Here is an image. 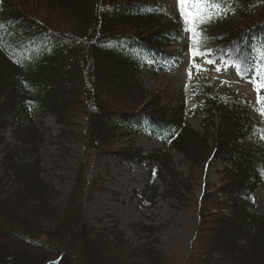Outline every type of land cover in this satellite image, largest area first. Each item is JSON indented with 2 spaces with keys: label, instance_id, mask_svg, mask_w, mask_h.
Segmentation results:
<instances>
[{
  "label": "trees",
  "instance_id": "1",
  "mask_svg": "<svg viewBox=\"0 0 264 264\" xmlns=\"http://www.w3.org/2000/svg\"><path fill=\"white\" fill-rule=\"evenodd\" d=\"M240 7L234 0H227L223 8L242 13ZM259 8H264L263 0ZM61 15L67 18L64 21L73 19L79 29L68 30L69 24L63 22ZM0 26V131L14 119L18 125L15 138L19 142L16 159L9 160L12 175L4 178L13 181V186L5 191L0 183V239L40 253L31 255L33 257L12 253L14 251L2 242L0 264L167 263L166 258L149 244L144 255L140 251L132 257L125 249L123 253H114L118 250L116 245L113 249L111 242L106 240L99 244L89 241L90 236L96 234L82 233L76 221L81 207L79 202L85 197L84 190L91 186L89 164L98 155L103 139L109 134L111 142L123 128L136 133L134 120L139 121L141 130L171 139L172 147L188 157L193 156L194 160L199 158L200 163L203 161L206 165L216 158L227 163L228 187L238 186V193H232L229 187L228 195L246 214L241 217L242 226L234 230L238 237L247 240L241 246L243 251L239 249L233 261L264 264V215L253 198L254 191L264 187V140L260 138L264 126L253 125L244 114L242 101L228 100L218 87L207 84L203 95L189 97L186 106L182 97L177 104H164L163 92L159 91L148 95L150 111L113 112L110 109L113 106L109 110L102 107L107 89L114 83H120L127 91L142 92V64L146 59L160 62L167 51H173L171 40L179 38L182 30L176 26L172 14L150 0H0ZM229 26L223 21L216 29L215 39L226 48L242 47L250 33L237 27L233 31ZM249 29H254L251 30L254 36L264 44V24L258 29L253 26ZM109 70L114 72V78ZM201 98L205 100L207 120L217 115L221 122L217 127L219 138L215 147H208L205 138L183 118L185 108ZM46 113L53 114L65 125L76 113H84L86 148L65 203L66 209L60 220H54L55 229L43 234L32 229L27 214L36 204L44 212L53 206L54 187L46 182L40 171V133L34 123L36 117ZM23 120L28 122L26 126L21 123ZM111 153L118 156L117 152ZM126 155V159L159 162L164 171L168 170L161 176L163 181L174 192L182 189L185 182L177 177L174 169L170 170L172 160L166 152L160 150L146 155L136 150ZM239 193L243 195L241 204L237 199ZM158 196V187L151 183L144 191L143 203L151 207ZM233 213L234 217L226 220V230L240 219L237 208H233ZM22 217L25 222L20 221ZM201 225L202 220L195 237L199 245L207 235ZM229 230L226 231L228 235ZM78 231L82 234L78 235Z\"/></svg>",
  "mask_w": 264,
  "mask_h": 264
},
{
  "label": "rangeland",
  "instance_id": "2",
  "mask_svg": "<svg viewBox=\"0 0 264 264\" xmlns=\"http://www.w3.org/2000/svg\"><path fill=\"white\" fill-rule=\"evenodd\" d=\"M153 1L168 7L182 18L177 0ZM243 2L248 6V11L242 16L234 14L228 22L229 27L234 28L233 31L235 27L244 31L251 26L264 24V8L257 11L256 6L262 0ZM65 18L61 15L62 20ZM63 22L69 24L70 31L79 29V25L73 19L68 18V21ZM234 70L233 66H227L219 60L215 63H208L206 60L194 61L188 53L183 61L170 65L166 70L160 69L158 74L144 68L140 73L142 92L127 91L120 83H114L107 89L105 99L102 98V107L109 110V107L113 106L110 108L113 112L150 111L151 108L147 105L148 95L153 92L158 94L159 91L163 92L164 104L174 105L179 103V98L189 83L194 84L197 90L202 77L218 84L226 81L228 85L224 86L229 89L237 88L251 104H256L258 93L252 82L257 79L255 73L252 71L248 76L237 77L232 76L235 75ZM109 71L110 76L114 78V72ZM260 95L264 96V90ZM204 115L205 112L201 109L199 112L184 114V118L205 138L208 147H215L219 138L217 127L221 124L220 119L215 116L206 123ZM1 117L0 115V121ZM85 118L84 113H76L65 125L54 115L45 114L43 124L38 123L40 171L46 182L54 187L53 206H49V211L44 212L36 204L32 206L31 213L27 214L29 216L27 219H30L28 222L29 225L32 224V229L43 234L50 233L57 226L54 220H60L77 179L86 148ZM14 131V125L0 131V183H3L5 191L11 190L13 186V181L4 178L12 175L13 168L9 160L15 158L17 148ZM106 136L99 147L98 155H95L89 164L88 181L91 186L84 190L85 197L80 200L81 207L77 211V219L75 217L82 233L96 234L90 236L89 241L99 244L106 240L108 243L111 242L110 248L114 249V245L118 247L114 253L125 249L132 257H136L140 251L144 255L149 244L166 258V264H179L182 261L184 264H238L233 259L239 255V249L243 251L241 246L247 238L238 237L235 230L236 227L242 226L241 217L246 214L228 195L229 187L232 188L230 190L232 193H238L236 189L238 186L234 184L228 187L230 175L226 172L225 161L216 158L205 165L203 161L200 163L197 157L194 160L193 156L188 157L177 150H170L172 160L170 170L174 169L177 177L185 183L181 190L170 191L165 197L160 198L152 209H147L141 204L140 196L150 177L149 166L147 163L124 161L123 154H131L138 148L146 152L163 150L164 143L149 135L128 133L126 130L116 133L111 142V136L109 137V134ZM111 152H117L118 156ZM253 196L264 215V190L257 189ZM237 199L241 204L242 193H239ZM234 207L237 208L240 219L234 227L229 226L227 229H230L229 236L225 229L228 227L226 220L234 217ZM201 220V226L207 235L199 245L195 243V237ZM20 221L25 222L24 219ZM74 225L78 230L77 225ZM71 229L72 233H75L73 228ZM242 231L245 233L244 228ZM81 232L76 233L79 235ZM2 242L14 251L12 253L29 257L40 254L36 249L6 239H0V243ZM233 244L238 245L232 248Z\"/></svg>",
  "mask_w": 264,
  "mask_h": 264
},
{
  "label": "snow or ice",
  "instance_id": "3",
  "mask_svg": "<svg viewBox=\"0 0 264 264\" xmlns=\"http://www.w3.org/2000/svg\"><path fill=\"white\" fill-rule=\"evenodd\" d=\"M181 17L186 25H189L190 31L195 32L199 23L210 22L218 12L226 6L227 0H177ZM2 27V26H0ZM200 39H203V33H200ZM199 54L193 50V55ZM260 54L264 57V44L260 47ZM212 63V61H209ZM243 68V62L241 61ZM255 72L257 79L253 80L254 87L258 93L257 100L261 107L258 109L261 115H264V96L260 93L264 90V63L261 64L260 70L251 69ZM260 138L264 140V130H261Z\"/></svg>",
  "mask_w": 264,
  "mask_h": 264
}]
</instances>
